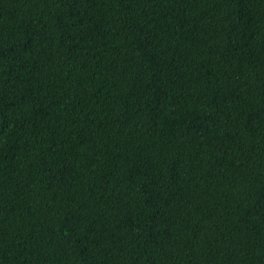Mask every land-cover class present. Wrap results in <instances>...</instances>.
<instances>
[{"label":"trees","instance_id":"trees-1","mask_svg":"<svg viewBox=\"0 0 264 264\" xmlns=\"http://www.w3.org/2000/svg\"><path fill=\"white\" fill-rule=\"evenodd\" d=\"M0 264H264V0H0Z\"/></svg>","mask_w":264,"mask_h":264}]
</instances>
